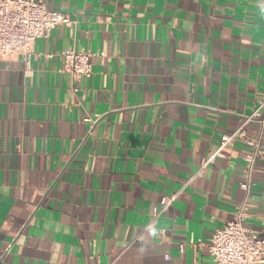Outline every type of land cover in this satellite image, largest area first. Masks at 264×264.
Wrapping results in <instances>:
<instances>
[{
	"label": "crops",
	"instance_id": "crops-1",
	"mask_svg": "<svg viewBox=\"0 0 264 264\" xmlns=\"http://www.w3.org/2000/svg\"><path fill=\"white\" fill-rule=\"evenodd\" d=\"M40 1L75 23L0 60V264H216L252 148L198 173L263 98L264 0ZM71 50L91 78L65 70ZM256 168L245 226L264 237Z\"/></svg>",
	"mask_w": 264,
	"mask_h": 264
},
{
	"label": "built area",
	"instance_id": "built-area-1",
	"mask_svg": "<svg viewBox=\"0 0 264 264\" xmlns=\"http://www.w3.org/2000/svg\"><path fill=\"white\" fill-rule=\"evenodd\" d=\"M71 16L52 11L40 0H0V60H12L24 57L28 64L33 54V47L38 39H48L51 32L60 25L72 26ZM105 57L104 53L100 54ZM65 70L74 79L91 78L93 65L89 53L76 50L63 54ZM87 121H90L87 119ZM258 123L259 134L256 139L248 136V128ZM264 135V95L257 102L254 112L246 117L239 127L221 139L216 155L205 161L198 173L216 157L222 156L225 149L232 148L237 140L252 148V153L244 158L245 179L240 183L244 192L243 201L236 207L234 217L222 228L217 229L209 240L210 255L216 264H264V237L246 228L245 220L248 203L251 199L253 180L257 172V162L264 158L260 152ZM176 197L163 198L161 208L155 207L150 226H155L161 213L171 206ZM183 248V245L181 246ZM165 259L168 261L170 257Z\"/></svg>",
	"mask_w": 264,
	"mask_h": 264
}]
</instances>
